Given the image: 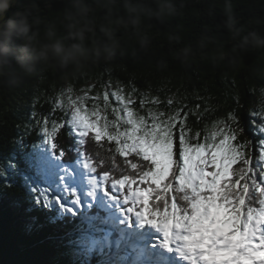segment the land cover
Listing matches in <instances>:
<instances>
[{"label":"snow or ice","instance_id":"obj_1","mask_svg":"<svg viewBox=\"0 0 264 264\" xmlns=\"http://www.w3.org/2000/svg\"><path fill=\"white\" fill-rule=\"evenodd\" d=\"M110 97L118 105L111 107L112 119ZM89 99L98 102L88 107ZM165 103L171 107L157 97L116 89L71 99L68 107L54 105L45 114L38 111L43 107L38 93L28 121L15 125L19 134L12 142L22 147L36 131L37 143L54 159L63 162L69 151L74 153L68 167L83 169L91 195L87 203L71 204L66 211H89V203L97 209L87 237L98 242L99 264H117L113 257H130L131 264H166L162 253L180 264H264V116L249 114L246 126L242 117L226 113L212 121L210 142L206 136L193 143L199 132L188 127L189 112L176 108L167 113L161 110ZM148 105L154 107L141 114ZM237 127L244 133L251 127L260 138L240 140ZM61 134L73 144L62 147ZM105 140L124 158L126 169L118 176L116 155L110 157L112 167L104 169L99 151L87 150L89 141L103 147ZM176 191L182 193L183 206L174 195L169 198ZM229 223L231 230L225 232L223 225Z\"/></svg>","mask_w":264,"mask_h":264},{"label":"trees","instance_id":"obj_2","mask_svg":"<svg viewBox=\"0 0 264 264\" xmlns=\"http://www.w3.org/2000/svg\"><path fill=\"white\" fill-rule=\"evenodd\" d=\"M44 2L38 0L42 8ZM181 3L180 14L164 23L154 18L145 20L146 46H141L133 29L120 30L115 32V38L121 49L115 56L111 60L101 57L83 72L73 75L69 65L67 69H48L16 82L8 77L0 79V264L100 261L98 242L81 237L87 224L66 211L70 202L59 185L60 172L43 155L37 132L33 131L22 147L12 142L19 134L15 125L28 121L38 93L43 104L38 111L45 114L54 105L68 107L63 98L65 87L74 91L84 88L91 92L90 96H102L106 85H110L134 92L137 97H157L171 102V107L167 103L162 105V111L172 113L183 108L189 112L188 127L193 134L199 132L193 143L204 142L206 136L210 142L212 121L226 113L242 117L246 126L249 114L264 116V50L237 46L240 37H233L227 27L225 0H177L178 6ZM231 3L237 28H243L244 34L264 33V24L252 23L264 19V0H231ZM66 4L67 0H51L56 11ZM95 33L92 40L107 42V35L99 28ZM185 49L189 50L187 58ZM221 49L227 57L223 61L213 59ZM97 102L89 99L88 107ZM195 105L200 108L195 109ZM112 106L118 105L110 97L109 119L113 118ZM148 107L154 106L148 105L140 113L147 115ZM193 110L200 111L202 116L192 115ZM59 116L60 112H56V118ZM251 129L244 133L237 127L240 140L259 139L255 132L251 134ZM59 143L67 148L73 141L61 134ZM102 145L89 141L87 150L91 154L99 151L104 169L112 167L110 157L116 155L120 168L114 175H120V169H126L124 158L112 151L114 144L105 140ZM74 159V153L69 151L62 164L68 165ZM133 162L143 163L138 158ZM173 195L183 206L184 201L179 199L182 193H169V198ZM96 212L95 208L89 211L91 215Z\"/></svg>","mask_w":264,"mask_h":264},{"label":"clouds","instance_id":"obj_3","mask_svg":"<svg viewBox=\"0 0 264 264\" xmlns=\"http://www.w3.org/2000/svg\"><path fill=\"white\" fill-rule=\"evenodd\" d=\"M182 7L177 0H67L66 6L56 11L51 0H45L43 8L38 0H0V79L16 82L69 65L71 74L83 72L101 57L111 60L121 49L115 32L131 28L141 46H146L145 20L164 23L180 14ZM223 7L229 31L240 37L237 46L264 50V33L244 34L243 28L236 27L231 0H225ZM252 23L264 24V19ZM97 28L107 35V42L92 40ZM188 51L185 49V58ZM227 55L221 49L213 59L223 61Z\"/></svg>","mask_w":264,"mask_h":264},{"label":"rangeland","instance_id":"obj_4","mask_svg":"<svg viewBox=\"0 0 264 264\" xmlns=\"http://www.w3.org/2000/svg\"><path fill=\"white\" fill-rule=\"evenodd\" d=\"M116 89H122V88L118 86H110V85H106L105 87V91L107 90L109 92L115 91ZM87 94L90 96L89 90L84 89V88L74 91L73 89L69 87H65V90H63V98L67 100L68 103L71 99H74V98L82 99ZM250 131H251V134H254L255 132L254 129H251ZM237 134L239 135L238 131H237ZM41 151L43 155L47 157V160L51 162V165L56 166L57 170L60 172L59 185L63 189L66 199L70 202V204H68V207L71 204H76L78 207H80L82 200L84 203H87V200L85 199V197L87 195H91V193L88 191L87 181L81 178L83 169H80L78 165L75 166L74 168H69L68 165H63L62 162L58 161L57 159H54L51 156V154L43 146H41ZM94 200H95V197L93 196V201ZM91 208H92V204L89 203L88 204L89 211L91 210ZM89 211L82 210L81 212H78L75 214L76 216H79L81 218L80 219L81 223L87 224L86 228L81 232V237L84 239H88L87 234L95 226L93 224L94 217L91 216ZM221 218H223L222 214H221ZM223 230L225 232L230 231L231 223L223 225ZM233 239H239V237L236 236V237H233ZM113 259L117 261V264H119L121 260H125V259H127L129 261V264H131L130 257H127V258L126 257H113ZM97 264H99V262H97Z\"/></svg>","mask_w":264,"mask_h":264},{"label":"bare ground","instance_id":"obj_5","mask_svg":"<svg viewBox=\"0 0 264 264\" xmlns=\"http://www.w3.org/2000/svg\"><path fill=\"white\" fill-rule=\"evenodd\" d=\"M166 254H168V253H166ZM165 257H167V262H166V264H175V262L172 260V258H170L169 256H165ZM139 258V255H137V259Z\"/></svg>","mask_w":264,"mask_h":264}]
</instances>
